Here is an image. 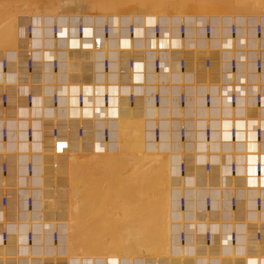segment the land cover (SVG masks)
<instances>
[{"label":"bare ground","instance_id":"1","mask_svg":"<svg viewBox=\"0 0 264 264\" xmlns=\"http://www.w3.org/2000/svg\"><path fill=\"white\" fill-rule=\"evenodd\" d=\"M3 1L7 2V0H3ZM131 1L132 0H126V1L125 0H10L7 2V4L10 5L8 6L4 5V7L3 8L1 7L2 9H0V50L3 51L8 48L12 49L11 47H13L11 51L14 52L15 55L17 54L16 59L17 57H19V55L20 56L24 55L23 61L21 60H19L21 62L14 61L15 69L17 66L23 72L25 69V60L27 54L31 55L35 61V71L33 78L32 75L28 76L27 78L25 74H22V77H24V79H21L20 82H18L17 78H15L17 79V81L15 80L14 82H8V84L11 85L8 86V90L13 91L12 87L16 84L17 85L20 84L21 89H23V96L21 97H23L24 103H25V98H24L25 93L27 91L33 92L34 94L33 104L28 106L33 108L34 105H37L39 107L40 110L38 109V111L40 114L37 122L40 123V121H42L41 126L39 127L42 129V132L44 130L46 132V133L45 132L41 133V131L39 130V132H37L33 140H31L33 135L31 138L25 137L26 138V142H25L24 140L19 139L17 125L19 124V122L26 123L27 120L24 119V116L22 117V119L20 118V120L16 119L15 117H11L9 121L10 123H12V127L10 126L11 128H9L6 142L5 141L2 142V140L0 139V144L2 145L10 144L16 146V143L18 142L16 147H19L20 151L17 150L16 147H14L13 149L16 151L25 152L30 150L36 154L34 157L33 172L29 177L30 179L28 183V185L31 186L32 188V189L29 188L28 192L33 194L34 196L33 205L31 207L26 208L23 201H19V203L17 204L18 211L16 210V215L13 216V220H12L13 224H9L8 226V237L10 232L14 233V236L10 237L8 240V242L10 241V243L12 244L11 245L12 247L10 246V243L7 244L10 247L5 246L4 243L0 245V264L12 263L11 258L12 259L17 258L14 260L12 264H15V262L17 264V261H19V264H27V263L45 264V262H50L49 260L56 261L57 259L63 262L67 261L69 262V264H77L79 262H84L85 260H88L90 264H101L103 260H105L106 258H113L114 260H120L121 264H129V262L131 263L133 262L134 264H158V263L176 264V261H178V259H175L171 255L173 253L171 247L172 238H173L172 234L174 230H176L177 227L180 225V222L182 221L181 219L182 214H184L185 220H188L190 218L188 210L191 208L192 203H190V201H187L185 205V209L183 210V212H180L177 199L179 198V195L183 193L186 195V199H188V197L192 195L198 196L199 199L201 198V196H203L204 192L202 189L198 188L197 190H195V188L199 187L200 184H203L201 182L203 179L202 175L204 173L202 166L203 162L205 159L209 158L212 161L211 163L213 167H215L217 162V156L185 155L184 152L182 151L183 150L188 151L190 149H193V147L187 144L185 147L179 145L177 127L179 124L184 122L187 125L197 123V126H195L194 129L200 128L201 126H203V124L199 120H201V118L206 117L208 115L212 116L213 113L216 112L217 108L215 109L211 108L210 112H208L206 108H204L203 96H202L204 86L196 85L197 82H202V80H197L200 78L199 77L200 74H198L199 75L198 77L194 75L197 79L195 77H194L195 79H193L192 69L194 68L189 69L188 68V66L190 67L189 64L185 68V70L179 69V66L176 63V61H178L176 53L174 52L169 53L171 52V49H169L167 52L160 51L159 54V59L161 61L160 70L162 71L160 72V74L158 75L156 74L154 77V74H152L151 72L154 70L153 58H155L157 54L155 55V53L153 52L152 55L147 53V55L145 56L144 54L143 58L141 59V55L139 54V51H137V48L141 47V44L144 45V47L145 45H147L146 47H149L148 45L149 41H147L146 39H145L146 41L144 40L138 41V36H140L141 34H145L148 31L144 33L145 28L142 23L143 20L138 18L137 17L138 15L136 16L132 12L133 8H131V12L133 14L132 13H127V14L130 15L132 14L135 15L136 17L133 16L132 18L130 17L131 18L130 20L128 19L126 20V18L124 17L125 15H122L121 18L124 17L125 22L128 21V23L126 22L127 24L124 23L126 26H128L129 23L134 24V28H135L134 32L136 37L134 36L133 37L134 41L132 43H129L131 46L128 45V43L123 44V41H121L118 44L120 35L116 34L115 32L116 30L113 29L116 26L114 24H110V22L107 21V20H115L116 18L111 17L109 13H111L112 15L113 14L112 12L114 10L117 11L116 9L118 7H119L118 9L122 11L124 9L122 8L123 5H126L124 7L125 8L127 7V9H129L128 6H130L133 3H134L133 5L135 6L137 5L135 4V1L132 2ZM143 1L144 0L141 1L137 0V2L140 3L139 5L142 6L140 8L143 7L145 8V6H143L145 4L146 5L151 4V3L143 4L142 3ZM145 1L149 2L148 0ZM154 1L156 4L154 3ZM154 1L153 0L151 1L155 4V5L153 3H152L153 5L151 4L153 7L158 5V3L156 2L157 0ZM163 1L167 4H169L171 1L173 4L172 3L170 4L171 6L170 8H173L172 5L173 6L177 5L178 7L181 8L188 7L187 5H189L191 6V8H193L192 7L193 5V6H197L196 9L198 8L199 10L205 9L206 11L202 10L203 13L202 14L200 13L202 16L205 11V13L209 12V14H211L210 16L213 17L212 15L216 10L210 13V10L207 9L212 7L213 9H216L217 6H222L223 4H226V6L229 7L228 11H223L226 12L224 15H226L228 12L229 14L236 15L237 17H241V15L246 17L247 15L250 16L249 14H253L252 16H250L254 18L253 21H255L256 18L257 19L259 18V21L256 20V22L254 23L252 21L251 22L254 24V29H255V24L260 23L261 25L260 34L258 35L253 34L251 38L249 33H248L249 35L246 34V29H247L246 25L249 24L246 22H249L250 19L252 18L248 20V18L246 17V19H244L241 23H239L237 22L238 19L235 20L234 17L233 20H235L239 24L240 32L237 33V36L240 37L245 36L249 38L250 41L251 40L253 42L256 41L262 50V54H264V37H261L264 36V0H166L168 2H166L165 0ZM163 1L159 0L158 2L160 3L162 2L163 4L164 3ZM126 2L127 3L130 2L131 4L129 3L128 5ZM115 4L116 6L117 5L118 6L116 9L114 8V10L112 11L109 7L110 6L115 7ZM139 5L137 6V8L139 7ZM162 6L165 8L164 5H161L160 7L162 8ZM147 7L148 5L146 6V8ZM157 9L159 10V6ZM221 9L222 8H220V10ZM27 10L36 11L37 14L43 13L46 15L48 14L55 15L59 13L63 15L61 18L62 21L37 20L36 22L35 20L38 19L37 18L38 15L37 17L35 16L36 17L35 20L27 19L25 17L26 18L25 26L24 28H21L23 29L24 32L22 31L17 32L16 15L19 14L20 12ZM105 10L106 11L111 10L110 12L109 11L107 12L109 16L104 15L106 14L104 12ZM150 10H152V8ZM140 11L141 10H139V12ZM218 12H222V11H217L216 14ZM33 13L35 14V12ZM96 14L98 15L103 14L102 17L105 16V18H101V19L102 20L106 19V20L104 21L100 20V22L97 23L98 16ZM116 14L117 13L115 12V16ZM218 14L220 15L221 13ZM244 14H246V16ZM182 18H184V16ZM182 18L178 19V22ZM50 19L52 20V18ZM149 19L150 22H153L151 18ZM158 19L164 26V27L162 26L160 32L161 36H166L168 38L170 36L173 37V41L169 42L167 48H172V49L179 48V40H177L179 38L177 36L178 23L176 24L174 23L176 26H173L172 23L174 18L172 19L166 17H158L156 20ZM214 19L216 21V18ZM221 19L224 20L225 18L223 19L221 17ZM212 20L208 21L213 28V31L210 33V36H205V34L202 33L203 32L202 31L201 34H203L204 37H200L199 35L197 38L196 35L195 39H192L188 35L189 32L186 33L187 38L185 39V43H184L186 44V47H190V48L193 47V49H197L198 51V49L200 50L201 48H205V46H207L210 40H216L215 42H218L220 39H223L224 36H223L222 24H225L224 22L225 20L221 21L222 22V24L220 23L221 25H219L218 22V27L216 26L217 25L216 22H215L216 25H213L210 22ZM20 23H22V21ZM28 24L32 25V32L29 34H27ZM106 24L109 25L110 27V32L108 36L104 32V26ZM203 24L201 25V27L200 26L199 27L202 28ZM53 26L56 27L55 31L53 30ZM79 27L81 28V32H79ZM124 27H123V31L125 29ZM190 27H192V24ZM141 28H143V30ZM21 32L24 33V35L19 34ZM247 32H249V30ZM17 33L19 34V36H23L19 38V42L20 41L22 42L20 43L18 42V45H16ZM125 33L126 32H124L123 34L125 35ZM227 36H229V34ZM146 38H148V36H146ZM226 39L228 38L226 37ZM21 43H23L24 46H21L20 45ZM25 44L27 46H25ZM126 45L128 47L130 46L129 47L130 54L129 55L127 54L126 57H122L124 52L122 53L119 50L126 49L127 48ZM119 53H121V55ZM136 54H139V56L137 57ZM129 56L133 57L135 60V64L133 66V70H134L133 72L135 73L134 81L139 82L137 84L135 83L136 86H133L132 81L131 80L129 81L127 76L123 73V71H127L128 66L125 63L129 58ZM52 58H55L57 60L56 67H53V62L51 61ZM105 58L108 59L110 62L109 67L107 68L104 67L103 65V59ZM3 59H5L7 62L6 69L9 65V59L7 57H2L0 59L1 70H2L1 62ZM136 59L138 61H141L139 64L140 67L139 70L137 69L135 70V67L138 65ZM165 69L166 71H164ZM4 70L5 69L3 68L2 71ZM191 71L192 73H190ZM188 74H190L191 76H189ZM10 76H12V74ZM30 78L33 83L31 84L30 87H24L23 85L28 83L30 81ZM262 78H264V73H262ZM119 85L121 87L124 86L128 91L126 94V102H128L127 95L129 92L133 91L135 95H137V91H140V89H145L143 94L141 95L142 93L141 92L140 93L141 96H138L140 100L138 99L135 100V103L138 101L137 105H135V103L134 106L131 104L125 105L124 101L121 99L120 96L121 91L118 90ZM157 89L161 93V100L158 106H154L151 103L152 101L151 96L153 94V90L156 91ZM210 89L214 96L216 89L214 87H211ZM182 91L185 92L186 99L184 102L181 103L179 102L178 95L179 92ZM79 93H81L83 96L82 100H79L78 98ZM103 93H109L110 95L109 104L112 105V108H107L106 106L103 105L101 98V95ZM12 94L16 95V90H14ZM53 94L58 95L57 103H53L51 101ZM16 102L17 99L15 103ZM212 102L216 107L217 97L213 98ZM47 104L49 106H47ZM20 108H24V107H20ZM33 111L34 113L37 112L36 109H33ZM46 111L53 118L48 120L49 118L46 117L47 116ZM14 113L16 114V111ZM36 119L34 118L35 121ZM28 120H30V118H28ZM3 122L4 121L0 119V127L3 124ZM30 124L31 123H29V125H27L26 127L30 126ZM155 126H158V128L160 129L159 135L157 136L154 135ZM53 128H57L58 132H57V136L55 137L56 141L54 140L55 143L51 145L48 143L47 140H48V136H51L49 130L51 132ZM34 130L35 129L33 128V134H34ZM104 130H108L107 139L103 135ZM150 137L153 142L152 145L149 144ZM74 138L80 140V143L79 141L75 142ZM81 141H83V143H81ZM2 148L4 149L5 146ZM3 149H0V151L5 150ZM95 152H97L96 155L94 154ZM90 154H91L90 158L92 157L94 158L93 162H91L89 159L85 160V158H83L85 157V155L90 156ZM137 158L139 161H141V163L137 160ZM102 159H104L103 163L109 162V164L112 165L111 166L112 169L114 170L110 169L111 167H109V164L108 166L106 164L105 165L106 167H103V169L101 168L100 173L98 174L99 176H103V177H99V176L97 177L95 173L93 177L94 176L97 177L95 178V181L97 180L96 181L97 183L95 181H90V179L92 178L90 177L92 176L91 173L93 174L94 171H97L98 173L99 168L98 170H96L97 169L96 165L98 163L97 161ZM129 159H135V161L133 160V162L135 164L136 169L132 166L134 169L133 174L131 173V171H129L130 170L129 164H131L130 163L131 160L129 161ZM181 160H185L189 165V171H186L184 174L179 171V163ZM137 161L140 164L147 161L145 162L147 163L146 165L145 164H142V166L140 165V167H143V165H145L144 166L145 169L146 166L149 167L150 165L152 166V168L157 167L156 169L153 170H157L159 168L160 170L157 171H159L160 173L159 172L157 173V171H155V175L157 174L159 176L151 175V171L153 172V170H151L152 169L151 167L149 168L150 172L148 171V169L147 170H145L144 168L140 169L139 163H137ZM94 162H97L95 163L96 165L93 164L95 165L96 168L92 166L95 169H93L94 170L93 172L90 171L91 173L88 177V174H86L88 173L87 170H92V167L90 166L92 165L91 163ZM86 167H88L89 169L86 170ZM104 168L110 169V171L113 172H110L109 170H105ZM136 170L138 171L137 174H135L136 172L134 173V171ZM143 170H145V172ZM80 171L81 173L83 171H87V172L85 173L83 172V174H81ZM104 171L106 172L105 174H107L108 171L111 173V174L109 173L110 174L109 177L113 176L112 177L113 179L111 178L113 183L114 180L116 179L118 180L117 181L118 183L116 184H119V182L124 183L125 181L127 182L129 180L133 182L132 180L135 179L132 178H136L135 183L138 185H135V187L137 186L136 188H139V190L142 182H144V180L148 178L147 177L148 174L149 176L151 175L152 178L154 177L155 185L156 183L159 184L158 182L159 179L161 178L160 182L161 180L164 181V183L163 182L160 183L161 185H163L161 186L162 190L160 189V187L158 188L161 191H163L162 193H164L165 195L160 193L158 194H160L159 196L161 197V199L165 196L166 199H163L165 201L162 200L161 202V199L158 200L159 197L158 198L156 197L157 199L156 201H155V197L150 198L152 196H156L158 192V190H156L157 192L154 191L155 192V194L153 193L154 195L153 194L152 196L149 195L152 193V192L149 193L150 190H152V188L148 185L150 184L151 186H155L154 184L152 185L151 183L154 180L153 179L151 181L152 179L151 176L149 177V179L151 178L150 179L151 182L148 180L147 182L150 183L149 184L143 183L144 185H142V187L143 186L145 187V185L150 187V189L149 188L147 189L145 187V189L147 190L145 189L144 190L145 193L149 191L148 194H146L147 198L149 197L151 200L154 199L153 205H155L158 202L160 203L159 206H161V203L162 204L164 203L163 204L164 207L163 205L161 206L163 208L159 207L157 203L156 205L158 206V209L160 208L161 210L155 213L157 214L156 217L155 215L152 214V216L154 217L150 220H148L149 218L148 219L144 218V216L141 213H138V215L141 214L140 216L141 217L143 216L142 218L140 216L136 217L135 215L134 218L128 219L131 218L130 211H129L130 214L126 212L128 213V215H130L129 217L124 215L122 216L123 218H120L121 215H119L118 217L117 214L118 212H116L117 208H115V206L119 208V211L121 209H124L126 206L123 208L124 205L119 203L120 205H122L119 207V204H115L114 202L120 200L121 203H124L122 192L120 196L118 195L119 194L118 192L114 191L115 189H112L111 191L107 185L109 189L108 191L113 192L112 194L114 196L111 193H105V194H109V197L110 195H112L113 199L115 197L114 202L112 201L113 199L110 200L113 202L114 205L113 207L116 209L114 214L115 213L117 214L113 216L114 214L112 213L113 212L112 205L110 206L107 205L110 203V201L108 202L109 197L107 198V200L105 199V201H107L106 205L109 206L110 210H108V207L106 205L104 206V204L102 203L105 201H101L100 203L103 204L102 206H104V208L101 205H97L99 203L98 201L103 199L99 197L105 195L104 193L102 195L99 194L100 193L99 191H101L100 190L101 184L98 181V178H100V180L102 179L101 183H103L104 181L103 179L107 177L106 175H104ZM147 171L148 174H146L147 175L146 176L143 173H147ZM128 172L129 174H127ZM101 173L103 175H101ZM134 174L135 176H133ZM19 175L20 172L18 174H15L16 179ZM158 177L160 178L158 179ZM86 179H88L90 182H95L93 184L99 186L96 187L92 185V183L89 184V182H87ZM111 179L109 178V180ZM131 182L130 184H133L132 186L134 187V183ZM108 183L109 182H107V184ZM128 183L129 182H127L126 184L124 183V185L126 186L124 189H126V191H127ZM88 185L89 186L92 185V186L91 188L86 187L88 189L87 193L90 194L91 190L94 189V191L91 193L93 197H91V194L90 195H87V193L84 194L85 190L84 192L82 190L84 189L83 186H88ZM105 185L104 187H106ZM113 186L115 187V183ZM129 186L128 188L131 187ZM94 187L97 189L99 188L98 189L99 191H96L97 189H95ZM117 187H119L118 188L119 190L121 186L118 185ZM135 187L133 189H130V191L133 190L136 192L137 189H135ZM142 187H141L142 191L137 190L139 194L140 192H143ZM155 187L157 188V186ZM106 188L104 189L107 190ZM154 189L155 188L153 187V190ZM160 190L159 192H161ZM95 192L98 193V195L100 196L98 197V195ZM93 193L97 195V197L95 196L96 199L93 200L94 202L92 200L90 201V199L94 198L95 194ZM126 193L129 194L130 192L129 193L128 191L125 192V195H127ZM133 193L134 192H131L132 195L129 194V197L126 196L127 198L130 199H132L131 196L133 197V200L130 199L128 200V201H132V203L129 202V204L131 203L132 206H134L133 204L135 202L140 201V199H138L140 196L142 197V195L144 196L145 194L142 193L138 195L137 193L136 196L137 197L139 196L137 198L135 196L136 193L134 194ZM25 194L21 195L22 200L26 196ZM88 196L89 198L90 197L91 198L90 199L86 198ZM83 197L86 198L85 203ZM97 198H99V200H97ZM120 198L121 199L123 198V200H121ZM86 200L87 201L89 200L90 203L97 202V204L95 203V205H97L95 206L97 207L95 210L99 211L100 214L107 208V212L110 211L108 213L109 215L113 216L114 219L117 216L116 218L119 219L115 220L113 223L112 218L109 217V219H111L112 221V224L111 223H109V225H105V223L102 224L105 226L104 227L105 232L103 230L102 232L100 229H98L100 231H98L97 229H93V227L96 228V226H94V222L97 219L104 220L103 215L106 213V211L101 215L98 214L95 210L92 211L95 208L93 204V207L91 206L92 208L90 209L91 212H89L90 210L88 209L90 207H88V205L90 206V204H88ZM141 200L142 203H146L144 200L147 199L141 198ZM149 202L147 201V204H151L152 201L150 203ZM136 204L134 207L137 208L138 207L137 205L139 204L137 205ZM141 204L139 207L143 209L144 207L142 208V206L144 205L141 206ZM147 204H145V206H147ZM99 206H101L102 210L103 209L104 210L100 212L101 208H99ZM132 206L130 205V207ZM148 207L146 210H144L145 212L149 208L151 209V207L152 210L153 208L155 209L156 206L153 207L151 205V207L149 208ZM136 208H133V210L135 209L133 213L138 212L140 209V208L138 209ZM82 209L85 210L81 211ZM86 210L88 211V213H93V214L96 213V215L98 214L99 217L102 216L103 218L102 217L99 218L97 215L98 218L96 219V215L94 216L92 215L89 221H87L88 219L83 220L81 219V216L83 215L81 214L79 215L78 211L79 213L80 212L83 213L84 211L87 213ZM123 211L122 214L125 213L126 208ZM154 211L156 212V210ZM154 211L152 212L154 213ZM150 212H148L149 214L147 212L146 213L151 218L152 216ZM86 213L85 215H88ZM146 213L145 216H147ZM77 214L79 215V217ZM85 215L83 216L84 219L86 218ZM107 215L106 218L108 219ZM87 218H89V216H87ZM91 219L94 220L96 219V220L94 221ZM45 222L47 226L50 225L58 230L59 237L57 241L52 242L49 239L48 235L45 236L44 238H37L34 239L35 241L33 243V246H31L32 247L31 249L22 244L23 249H21V251L19 252L20 254V255L18 254L19 256L17 257H15L14 255L12 257L9 256V254H11V252L15 250V243L18 241V239H22V234L24 233L25 228H29L30 224H32V226L35 229H40L43 227V224L45 225ZM90 222H93L91 223L93 224V226H91ZM96 222H99V220ZM100 223H102V221H100L99 224ZM102 225H100V227ZM83 227H85V230L87 231L89 230L88 231L89 233L88 232L86 233ZM91 227L93 229L92 231H95L94 233H92V231L90 233ZM8 250H12V251H8Z\"/></svg>","mask_w":264,"mask_h":264},{"label":"built area","instance_id":"2","mask_svg":"<svg viewBox=\"0 0 264 264\" xmlns=\"http://www.w3.org/2000/svg\"><path fill=\"white\" fill-rule=\"evenodd\" d=\"M153 20L148 38L146 33L138 36V41H149V47L141 44V47L137 48L141 59L147 53L157 54V56L153 54L154 70L151 73L154 77L160 74L162 71L160 51L167 52L171 49L169 53H176L179 69L185 70L191 63L190 66L195 69L196 74L200 73L202 82H197L196 85L204 86L202 87L204 108L208 112L211 108H217L212 116L208 115L199 120L203 124L200 128L194 129L197 123L187 125L184 122L177 127L179 145L185 147L187 144L193 147L188 151L183 150L185 155L217 156V162L215 167L209 158L203 162L204 173L201 181L203 184L195 188V190L200 188L204 192L200 199L194 195L186 199L184 193L177 197L180 212L185 209L187 201H190L192 206L188 210L190 218L185 220L182 214V221L172 234L171 255L178 259L176 264H264V79H262L264 54L256 41H250L245 36H237L240 31L239 24L235 20L230 21L226 27L230 34L228 39L218 38L220 40L215 43L209 41L205 48L198 51L184 44L186 33L193 23L191 17L182 18L178 22L179 48L176 49L167 48L173 37L161 36L163 25L159 19ZM53 30H56L55 26ZM134 30L133 23L125 27L124 42L134 41ZM212 31V25L205 21L203 24L205 36H210ZM260 31V23L255 24V34H260ZM31 32L32 25L28 24L27 34ZM79 32H81L80 27ZM104 32L108 36L109 25L104 26ZM119 32L118 29V35ZM119 51L130 54L129 47ZM199 52L202 54L199 55ZM51 61L53 67H56L57 60L52 58ZM136 61L141 62L137 59ZM109 64L108 59H103L104 67H109ZM125 64L128 68L123 73L129 81H132V85L136 86L135 83L139 82L134 81V58L129 56ZM6 65L7 62L3 59L2 70L3 68L6 70ZM34 71L35 61L27 54L24 72L16 66V69L14 68L10 73L11 77L18 78L20 82L22 74L27 78L32 75L33 78ZM6 80L5 85L0 88V119L4 121L0 127L2 142H6L9 128L12 127L9 121L12 116H7L9 101L11 98L16 101L17 97L12 93L21 86L16 84L12 87L13 91H9L8 86L11 85ZM32 83L30 78V81L23 86L30 87ZM211 87L216 89L214 96ZM33 96L32 91L25 93L27 106L33 104ZM82 97L79 93V100H82ZM215 97H217L216 107L212 102ZM101 98L104 106L112 108L109 104V93H103ZM127 98L129 104L133 105L137 95L132 91L128 93ZM178 98L179 102H184L185 92H179ZM57 99L58 95L53 94L51 101L57 103ZM151 100L154 106L160 104L161 93L158 89L153 90ZM24 131V137H32L31 125ZM57 132V128H53L50 132L51 137L55 138ZM159 132L160 129L155 126L154 135H159ZM103 135L107 139L108 130H104ZM13 148L14 146L9 145L4 151H0L1 242L8 241V226L13 224V216L16 215L19 201H23L28 208L33 205L34 200L33 194L28 192L29 188L32 189L28 183L36 154L30 150L19 152ZM179 171L183 174L189 171V165L185 160L180 161ZM19 172L20 175L16 179L15 174ZM22 194L26 195L23 200ZM47 235L52 242H55L58 240L59 232L55 227L47 226L46 222L40 229H35L30 224L29 228H25L22 239L17 244H23L31 249L34 239L44 238ZM49 261L48 264H66L59 259ZM101 264H121V261L106 258ZM129 264L134 263L129 262Z\"/></svg>","mask_w":264,"mask_h":264},{"label":"rangeland","instance_id":"3","mask_svg":"<svg viewBox=\"0 0 264 264\" xmlns=\"http://www.w3.org/2000/svg\"><path fill=\"white\" fill-rule=\"evenodd\" d=\"M1 1H2V2H1ZM8 1H10V0H7V2H8ZM125 1H126V0H125ZM132 1H135V4H137V5L135 6V5H133L134 3L131 4V3L129 2V3L131 4L130 6H128V8L130 9V11H129V9H127V7H126V8L124 7V6H126V5H123L122 8H124V9H123V10L121 9L122 11H120V9H118L119 7L117 8L118 5L116 6V4H115V7L110 6L109 8H110L112 11L114 10V8H115V9L117 8V9H116L117 11H115V10H114V11L117 13L116 16L118 15V16L116 17V16H115V12L113 11V12H112V13H113V14H112L113 16L111 15V13H109L110 16L113 17V18H116V19L118 18V19H117V20H116V19H115V20H107L108 22H110V24H114V25L116 26L115 28L112 27L113 29L116 30V31H115L116 34H118V29H119V31H120V32H119V33H120L119 35H120V37H122V38H121V41H123V44H124V43H126V44L128 43V45H130L129 42H127V41L124 42V40H123V35H124L123 33L125 32V29H124V31H123V27H124L125 24L128 23V21H126L127 23L125 22L124 17L126 18V20H127V19L130 20L133 16H135V15L137 16V15H138L137 17L140 18L141 20H143L142 23H143V25H144V28L146 29V31H145V29H144V33L147 32V31L149 32V31L151 30V26H152L153 22H150V19H149V18H151L152 21H154L153 19H157L158 17H166V18H172V19L174 18L172 24H173V26H176L175 24L178 23V19L182 18L183 16H184V18H190V17H191L193 23H192V27H191L190 29H192V30H189L188 35H189L190 38L195 39L196 35H197V38H198L199 35H200V37H204L203 34H201V32L203 31V27H202V28H200V27H201V25L203 24L204 20L206 21V19H207V21L213 19V20H212L213 22H212V21H210V22H211L213 25H216V23H217V25H216L217 27H218V22H219V25H221V24H222L221 21H224V20H225V21H224L225 24H222V26H223V36H224V37L226 36L227 38H229V37H230V34L228 33L226 27H228L230 20H233V18L235 17V20L238 19L237 22L241 23L244 19H246V17H247L248 20H249L250 18H252V17H250V16L253 15V14L246 13V14H249L250 16H248V15L246 16V14H244L246 17H244V16H242V15H241V17H237L236 15L229 14V12H228L226 15H224L226 12H223V11H228V10H229V7H227L226 4H223V5H225V6H223V5H222V6H217L216 9H213V7L207 9V10H210V13H212V11H215V10H216V11L214 12V14L212 15L213 17H211V16H210L211 14H209L208 11H207L208 13H205V11H206L205 9H202V10H205V11H204V14H207V15H204V14H203V16H202L201 14L203 13V11H202L201 9L199 10V8L196 9L197 6H193V5H192L193 8H191V6H189V5H187L188 7H185V8L178 7L177 5H175V6H177V7H175V6L172 5L173 8H170V7H171L170 4L172 3L171 1H170L169 4H167V3H165V2L162 0V1L164 2V3L162 4V2L160 3V2H158L159 0H157L156 2L158 3V5H156L155 7H153L152 5L155 3L154 0H153L154 3L151 2L152 0H148L149 2H146V1L144 0V1L142 2L143 4H144V3H151V4L153 3L152 5H151V4H150V5L147 4L148 7H151V8H152V10H150L151 8H148V7H147L148 9L146 8V6H147L146 4L143 5V6H145L146 9H145L144 7H143V8H140V7H142V6L139 5L140 3L137 2V0H132ZM132 1H131V2H132ZM140 1H141V0H140ZM160 1H161V0H160ZM165 1H166V0H165ZM7 2H6V1H3V0H0V9H2V8L4 7V5H7V6L10 5V4H7ZM166 2H168V1H166ZM126 3H127V2H126ZM129 3H127V4L129 5ZM155 4H156V3H155ZM155 4H154V5H155ZM159 4L164 5V6L167 4V5L165 6L166 9H165L163 6H162V8H161V7H160L161 5H159ZM172 4H173V3H172ZM138 5H139V7H138L139 9L137 8ZM158 6H159V10L157 9ZM1 7H2V8H1ZM174 7H175V8H174ZM189 7H190L191 9H190ZM194 7H195V8H194ZM219 7L222 8V9L220 10ZM224 7H226V8H224ZM112 8H113V9H112ZM120 8H121V7H120ZM131 8L134 9V11H133V9H132V12H133L135 15H132L133 13L131 12ZM153 8H154V9H153ZM223 8H224V9H223ZM125 9H127V10H125ZM135 9H136V10H135ZM160 9H161V10H160ZM162 9H163V11H165V12H163ZM164 9H165V10H164ZM170 9H171V10H170ZM211 9H212V10H211ZM111 10H110V11H111ZM124 10H125V11H124ZM137 10H138V11H137ZM139 10H141V11L139 12ZM143 10H144V11H143ZM145 10H147L148 13H147V11H145ZM194 10H195V11H194ZM30 11H31V12H30ZM108 11H109V10H108ZM108 11L105 10L104 12H105L106 14H104V13H103V14L109 16V14L107 13ZM110 11H109V12H110ZM118 11H119V12H118ZM127 11H128V12H127ZM142 11H143V12H142ZM217 11H222V12H218V13H221L220 15H222V14H223V15L220 16L218 13H217V14H218V15H217V14H216ZM33 12H35V14H34ZM121 12H123V13H121ZM124 12H125V14H124ZM141 12H142V13H141ZM26 13H27V14H26ZM32 13H33V14H32ZM60 13H61V12H60ZM127 13H132V14L130 15V14H127ZM139 13H140V15H139ZM153 13H154V14H153ZM182 13H183V15H182ZM191 13H192L193 15H192ZM200 13H201V14H200ZM98 14H99V12H98ZM98 14H96V15L98 16L97 23L100 22V20H101V21L106 20V19H104V20L101 19V18H105V16L102 17L103 14H100V15H98ZM150 14H151V15H150ZM195 14H196V15H195ZM208 14H209V15H208ZM228 14H229V15H228ZM23 15H24V16H23ZM29 15H30L31 17H30ZM37 15H38V17H37ZM45 15H46V14H43V13H40V14L38 13V14H37L36 11H32V10H27V11L20 12L19 14L16 15V16H17V17H16V19H17V20H16V22H17V32H18V31H22V32H24L23 29H21V28H24V26H25V22H26V18H27V19L35 20L36 17H37L38 19L35 20L36 22H37V20H38V21H62V19H61L62 16H63L62 14H59V13H58V14H55V15H49V14H48L49 17H48V15H46V16H45ZM59 15H60V16H59ZM122 15H125V16H124L123 18H121ZM129 15H130V16H129ZM147 15H148V16H147ZM170 15H171V17H170ZM186 15H188V16H186ZM214 15H216V16H214ZM35 16H36V17H35ZM39 16H40V17H39ZM57 16H58V17H57ZM99 16H100V17H99ZM136 16H135V17H136ZM195 16H196V17H195ZM224 16H225V17H224ZM228 16H229V17H228ZM232 16H233V17H232ZM254 16H255V15H254ZM25 17H26V18H25ZM29 17H30V18H29ZM33 17H34V18H33ZM47 17H48V18H47ZM55 17H56V18H55ZM111 17H110V18H111ZM130 17H131V18H130ZM146 17H147V19H146ZM176 17H177V19H176ZM192 17H193V18H192ZM202 17H203V18H202ZM221 17H222L223 19H224V18H225V19L222 20ZM20 18H21L22 20H21ZM41 18H42V19H41ZM50 18H52V20H51ZM96 18H97V17H96ZM119 18H120V21H119ZM208 18H211V19H208ZM214 18H216V21H215ZM218 18H219V19H218ZM229 18H230V19H229ZM239 18H240V19H239ZM255 18H256V17H255ZM18 19H19V20H18ZM43 19H44V20H43ZM45 19H46V20H45ZM55 19H56V20H55ZM253 19H254V18L250 19L249 22H246V23H249V24L246 25V26H247L246 34H247V35L250 34V38L253 36V34H255V29H254V24H253V23L256 22V20L259 21V18H258V19L256 18L255 21H253ZM98 20H99V21H98ZM218 20H219V21H218ZM248 20H246V21H248ZM18 21H19V22H18ZM21 21H22L23 24L20 23ZM35 21H34V22H35ZM121 21H122V23H121ZM145 21H146V22H145ZM198 21H199V22H198ZM202 21H203V22H202ZM228 21H229V22H228ZM251 21H252L253 23H252ZM117 22H118V23H117ZM119 22H120V23H119ZM148 22L150 23L151 26L149 25ZM215 22H216V23H215ZM224 22H223V23H224ZM244 22H245V21H244ZM124 23H125V24H124ZM174 23H175V24H174ZM220 23H221V24H220ZM118 24H119V25H118ZM196 24H197V25H196ZM251 25H252V26H251ZM18 26H19V28H18ZM111 26H113V25H111ZM190 26H191V25H190ZM196 26H197V27H196ZM199 26H200V27H199ZM248 26H249V27H248ZM121 27H122V28H121ZM125 27H126V25H125ZM125 27H124V28H125ZM193 28H194V29H193ZM18 29H19V30H18ZM20 29H21V30H20ZM200 30H201V31H200ZM224 30H225L226 32H225ZM248 30H249V32H247ZM199 31H200V32H199ZM250 31H251V32H250ZM252 31H253V32H252ZM22 32L19 33V34L24 35V33H22ZM148 32H147L146 34L149 35ZM174 32H175V31H174ZM97 33H99V32H97ZM111 33H112V32H111ZM202 33H204V32H202ZM248 33H249V34H248ZM17 34H18V33H17ZM17 34H16V45H18L19 38L23 37V36H19V34H18V35H17ZM112 34H113V33H112ZM173 34H174V33H173ZM228 34H229V36H227ZM148 35H147V36H148ZM174 35H175V34H174ZM174 35H173V36H174ZM18 36H19V37H18ZM192 36H193V37H192ZM73 37H74V36H73ZM224 37H223V39H224ZM226 37H225V39H226ZM248 37H249V36H248ZM261 37H264V36H261ZM20 40H22V39H20ZM210 41L213 42V43H215L216 40H210ZM20 42H22V41H20ZM20 42H19V43H20ZM20 45H21V46H24L23 43H21ZM20 45H19V46H20ZM25 46H27V45L25 44ZM126 46H127V45H126ZM130 46H131V45H130ZM130 46H129V47H130ZM11 48L13 49V47H11ZM127 48H128V46H127ZM12 49H10V48L5 49V50H3L4 52L0 50V59H1L2 57H7V58L9 59V65H8V67H7V69H6L7 71H6V70L2 71L1 68H0V72L2 71V72L0 73V85H1V86L5 85L4 83H5V79H6V77H7V80H6L7 83H8V82H14L15 80L17 81L18 78L15 79L14 77H11V76H10V75H11L10 72L13 71V69L15 68L14 66H15V62H16V61H17V62H21V61H23V59H24V55H22V56L19 55V57H17V59H16L17 54L15 55L14 52L11 51ZM129 49H130V48H129ZM9 50H10V51H9ZM198 54L200 55V54H202V52H199ZM14 55H15V57H14ZM126 55H127V54H124V53H123V56H122V57H126ZM136 56L138 57L139 54H136ZM19 60H21V61H19ZM14 61H15V62H14ZM137 64H138V65L135 67V70H136V69H137V70L140 69V67H139L140 62H138ZM189 65H192V64H189ZM188 68H189V69H190V68L192 69L193 67H191V66L189 67V66H188ZM192 71H193V74H192V75H193V79H195L196 77L199 76L198 74H200V73H197V75H196L195 69H192ZM192 71H191L190 73H192ZM8 72H9V73H8ZM194 72H195V73H194ZM262 73H264V71H262ZM188 75L191 76L190 74H188ZM194 75H195L196 77H195ZM1 77H3V80H1ZM20 77H22V76H20ZM187 77H188V76H187ZM194 77H195V78H194ZM199 77H200L199 79H197V78H196V79H197V80H202V79H201L202 77H201V76H199ZM188 78H189V77H188ZM21 79H24V77H22ZM262 79H264V78H262ZM125 85H126V84H125ZM1 86H0V88H1ZM118 90L121 91V95H120V96H121V99L124 101L125 105H127V104L129 105V103L126 102V94H127V92H128V91L126 90V88H125L124 86L121 87V86L119 85V89H118ZM144 90H145V89H140V91H137V99H138V100H140V99L138 98V96H141V95L143 94ZM141 92H142V93H141ZM138 93H139V95H138ZM140 93H141V95H140ZM19 95H20V96H19ZM36 95H37V92H36ZM17 96H18V98H16V99H17V102H16V103H15V101H13L12 98L10 99L9 104H8V107H7V109H8L7 116H8V114H9V116L15 117V118L18 119V120H20V118L22 119V117L24 116V119L27 120L26 123H24V122H19V121H18L19 124L17 125V127H18V128H17V131H18L19 139H22V140H24V141L26 142V138L24 137V132H25L24 130H25V127H26L27 125H29V123H31L30 125L33 126V128L35 129V130H34L33 137L31 138V140L34 139L35 135L37 134V132H39V130L41 131V133L45 132V130L42 132V129L39 127V126H41L42 121H40V123L37 122V120L39 119V114H40L39 111H38L39 107H38L37 105H34V107L31 108L30 106H27V104L24 103L23 97H21V96H23V89H21V87L19 88V90H18V89L16 90V97H17ZM140 98H141V97H140ZM22 101H23V102H22ZM137 102H138V101H137ZM137 102L135 103V105H137ZM16 104H17V105H16ZM36 104H37V103H36ZM13 105H14V106H13ZM15 105H16V106H15ZM22 105H25V106H22ZM131 105H132V104H131ZM47 106H49V105L47 104ZM133 106H134V104H133ZM16 107H17V108H16ZM20 107H24V108H20ZM15 108H16V109H15ZM26 108H27V109H26ZM33 109H36L37 112L34 113ZM39 110H40V109H39ZM45 110H46V109H45ZM2 111H3V109H2ZM15 111H16V114L14 113ZM30 111H31V112H30ZM21 112H22V113H21ZM21 114H22V115H21ZM46 114H47L46 117L49 118L48 120H50L51 118H53L51 115H49V114L47 113V111H46ZM28 118H30V120H28ZM32 118H33V120H32ZM34 118H35V119L37 118L36 121L34 120ZM48 120H47V121H48ZM28 122H29V123H28ZM43 122H45V121H43ZM27 123H28V124H27ZM148 128H149V126H148ZM45 133H46V132H45ZM49 133H50V130H49ZM45 136H46V135H45ZM31 140H30V142H31ZM50 140H53V141H50ZM54 140H55V138H52L51 136H48V140H47V141H48L49 144L52 145L53 143H55L56 140H55V141H54ZM150 140H151V137H150V139H149V142H150L149 144L152 145L153 142H152V140H151V141H150ZM47 141H46V142H47ZM74 141H75V142L79 141V143H80V140H77V139H75V138H74ZM81 143H83V141H81ZM17 144H18V142L16 143V146H17ZM3 145H4V144H3ZM3 145L0 144V149H3L2 147H4V146H5L4 149H6V146L8 147L10 144H9V145H4V146H3ZM11 146H13V145H11ZM16 146H14V147H16ZM16 148H17V150L20 151L19 147H16ZM4 149H3V150H4ZM63 151H64V150H63ZM96 153H97V152H95L94 154L96 155ZM37 157H38V154H37ZM90 157H91V154H90V156H89V155H85V157H83V158H85V160H88V159H89L91 162H93V161H94V158H93V157L90 158ZM130 158H131V157H130ZM130 160H131V162H130L131 164H129V167H130V170H129V171H131V173L133 174V170H134L133 167L136 169L135 164H134V162H133V160L135 161V159H129V161H130ZM137 160H138V158H137ZM144 160H145V159H144ZM95 161H97V160H95ZM103 161H104V159L97 161V162L100 163V164H98L97 162L91 163L92 165H91L90 167H92V166L95 167V165H96L95 163H97V165H96L97 169H96V170H98V168H99L98 173H97V171H94V170H93V169H95L96 167H95V168L92 167V170H87V169H89V168L86 167V170L88 171V173H86V174H88V177H89V175H90V173H91L90 171H92V172L94 171L93 174L91 173L92 176H90V177H92V178H91L92 180H91L90 178H88V177H86V178L90 179V181H95V178H97V177L99 176L98 174L100 173L101 168L103 169V167H106V166H105L106 164H107V166H108V164H109V162H108V163H103ZM123 161H124V160H123ZM138 161H139V160H138ZM138 161H137V163H139V162L141 163V161H139V162H138ZM142 161H143V160H142ZM127 162H128V161H127ZM145 162H147V161H145ZM145 162H143L142 164H145V165H146L147 163H145ZM101 163H103L104 165L101 164ZM140 163H139V167H140V165L142 166V164H140ZM93 164H95V165H93ZM111 164H112V163H111ZM101 165H103V166H101ZM114 165H115V164H114ZM130 165H131V166H130ZM145 165H143V167H140V169H142V168L145 169V167H144ZM111 166H112V165L109 164V167H111ZM132 166H133V167H132ZM150 167L152 168L151 165H150L149 167L146 166V169H145V170L148 169V171L150 172V169H149ZM153 167H154V166H153ZM131 168H132V170H131ZM156 168H157V167H156ZM156 168H152L151 170L156 169ZM90 169H91V168H90ZM104 169H105V168H104ZM110 169H112V167H111ZM110 169H107V168H106L105 170H109V171H110ZM127 169H128V168H127ZM138 169H139V168H138ZM81 170H82V169H81ZM83 170H85V169H83ZM112 170H114V169H112ZM145 170H143V171L145 172ZM157 170H160V169L158 168ZM157 170H153V172L151 171V175H152V176H159V175H157V174L155 175V171H157ZM87 171H83V172L85 173V172H87ZM109 171H108L107 174H105L106 172L104 171V175H106L107 177H106V176H105L106 178L104 177L105 179H103V180H104L103 183H101V182H102V181H101L102 179L100 180V178H98V181H99L100 184H101V188H100L101 191L98 190L99 188H98V189L95 188V187H94V188L97 189L96 191H99V192H100L99 194H101V195H102L103 193H104V194H105V193H111V194H112V193H113V192H111L112 189H115L114 191H115V192H118V193H119L118 195H120V196H121V192H122V197L124 198V200H123V198H122V199L120 198V199L123 200L124 203H121L120 200L114 202L115 197H114V199L112 198V197L114 196L113 194H112L113 196L110 195V197H109V194H105V195H103V196L101 197L100 195H98V193L95 192V193L98 195V197L100 196L99 198H103L102 200H99V198H97V200H99V201H98V202H99L98 204H97V202H95L97 205H101V206H102V205L104 204V206H105V205L107 204V203H106L107 201H105V199L107 200V198L109 197V198H108V202H109L110 200L113 199L112 201H113L115 204H119V203H120V204L124 205L123 208L126 206V207H125V208H126L125 213L128 212V213L130 214V212H131V218H128V217L130 216V215H128V213H126V214H125V213L122 214V211H123L125 208H124V209H121V210H120L121 212H120V211H119V208L115 206V208H117V211H116V209L113 207V206H114V205H113V202L110 201V203L107 204V205H109V206L112 205V208H113V210H112L113 212H112V213L114 214L115 211L118 212V213H117V214H118V217H119V215H121L120 218H123L122 216L125 215V216H128V217H127L128 219H132V218L135 217V215H136V217H139L141 214L144 216V218H146V219L149 218L148 220H150V219H152V218L154 217V216H152V214L155 215V217H156L157 214H155V213H157L159 210H161L160 208L158 209V206H159L160 203L157 202V203H158V204H157V203L155 202L158 206H157L156 204L153 205V204H154V203H153V200H154V199L151 200L150 198H154V197H155V201H156V200H157L156 197H157V198L159 197V198H158V200H159V199H161V197H160L159 195H160V194H164V193H162L163 191H161V190H162V187H161V186H163V185L160 184L161 182L164 183V181L161 180V182H160V179H161L160 177H158V179L160 178V179H159V182L156 181V182H158V183L160 184V186H159V184H157L156 182H155L156 185L154 184L155 179H154V177L152 178L151 175H150L151 178H152V179L150 178L151 181H152L153 179H154V180H153V182L150 181V179H149L150 176H149V174H148V171H147V173H143V172H141V173H143V174H145V175L148 174V176L146 175L148 178H146V180H144V182H142V184H141V186H140V190H141L142 185H144L143 183L149 184V183L151 182L152 185L154 184L155 186H157V188H156L155 186H151V185L149 184L148 186H150V187L152 188V190H153V187L155 188L153 191H152V190H150V192L148 191L149 193L152 192V193L149 194V195L152 196L153 193L155 194L154 191H156V190H158V192L156 191L157 194L160 193V194H158V195L156 194V196H152V197H150V198H149V197L147 198V196H146V194H148V192L145 193V190H147L148 188L150 189V187H148L147 185H145V187L147 188V189H145V187L143 186V187H142L143 192H140V194H142V193H145V194H144V196L142 195V197H141V196H140V197L138 196V197H139V198H138L136 195H137V193H138L137 190H139V188H136L137 186L135 187V185H138V184L135 183V182H136V181H135L136 178H132V179H135V180H132L133 182H131L130 180L127 181V182H129V183H128V186L130 185V186L132 187V188H131V187L129 186L130 188H128V186H127V191H128V193L130 192L129 194L132 195L131 192H134V193H136L135 196H136L138 199H140V201H137V202H135V203L133 204L134 206H135L136 203L139 204V205L136 204V205L138 206V207L136 208V207L132 206V204H131L132 201H128L130 198H127L126 196L129 197V194L126 193L127 195H125V192H127V191H126V189H124V188L126 187V186L124 185V183L126 184L127 182H126V181H125L124 183H123V182H119V184H116V183H118V182H117L118 180L116 179V180H114V183H115V187H114V186H113L114 183H113V181H112V179H113L112 177H113V176L109 177L110 174H111L110 172H113V171H110V172H109ZM139 171H141V170H139ZM83 172L81 173V171H80L81 174H83ZM135 172H136V173H135ZM158 172H159V171H157V173H158ZM95 173H96L97 177H95V176L93 177V175H95ZM109 173H110V174H109ZM134 173L137 174L138 171L136 170V171H134ZM159 173H160V172H159ZM127 174H129V172H128ZM132 174H131V175H132ZM135 174H134L133 176H135ZM139 174H140V173H139ZM101 175H103V174L101 173ZM79 176H80V175H79ZM79 176H78V177H79ZM85 176H87V175H85ZM78 177H77V178H78ZM99 177H103V176H99ZM77 178H76V179H77ZM109 178H110V179L112 178V179L109 180ZM88 179H86L87 182H89V184L92 183V185H94L93 183H95V182L97 181V180H96L95 182H90ZM93 179H94V180H93ZM114 179H115V177H114ZM105 180H106L107 182H109V183L107 184V182H106ZM108 180H109V181H108ZM148 180H149L150 182H147ZM111 181H112V182H111ZM99 182H98V183H99ZM105 182H106V183H105ZM130 182H131V183H134V187H135V189H137L136 192L133 191V190L130 191V189H133V188H134V187L132 186L133 184H130ZM96 183H97V182H96ZM120 183H121L122 185H121ZM102 184H103V186H102ZM105 184H106V185H105ZM92 185H90V186H89V185H88V186H83L84 189H82V190H83V192H84V190H85L84 194H86V193H87V190H88L86 187H88V188L90 187V188H91ZM104 185H105L106 187H107V185H108V187L110 188L111 191L109 192V191H108V190H109L108 187L106 188V187H104ZM116 185H117V186H118V185L121 186L119 190H118L119 187H117ZM139 185H140V184H139ZM94 186H96V184H95ZM98 186H99V185H98ZM98 186H96V187H98ZM102 187H103V190H102ZM116 187H117V189H116ZM158 187H160L161 190H160ZM81 188H82V186H81ZM81 188H80V189H81ZM104 188H106L107 190H105ZM122 189H123V190H122ZM135 189H134V190H135ZM144 189H145V190H144ZM104 190H105L106 192H105ZM140 190H139V191H140ZM159 190H160L161 192H159ZM69 191H70V190H69ZM93 191H94V189L91 190L90 194H91ZM102 191H103V192H102ZM119 191H120V192H119ZM141 191H142V190H141ZM83 192H82V193H83ZM101 192H102V193H101ZM95 193H93V194H95ZM134 193H133V194H134ZM84 194H83V196H84ZM90 194L87 193V195H90ZM96 194L94 195V198H93V199H90L91 197H93L92 194H91V197H90V198H89V196L86 197V198H89L90 201H91V200L93 201L94 199H96L95 196L97 197ZM115 194H116V193H115ZM140 194L138 193V195H140ZM154 194H153V195H154ZM87 195H85V196H87ZM106 195H108V196H106ZM149 195H148V196H149ZM164 195H165V194H164ZM164 195H161V196H164ZM104 196H105V197H104ZM135 196H134V197H135ZM145 196H146V197H145ZM164 197H165V196H164ZM164 197L161 199V202H162L163 199H166V197H165V198H164ZM83 198H84V197H83ZM86 198H84V203H85V199H86ZM131 198H132V199H130V200H133V197H132V196H131ZM137 198H136V199H137ZM141 198H142V199H145V198H146L147 200H144L146 203H142ZM136 199H134V200H136ZM148 199H149V200H148ZM125 200H126V203H125ZM150 200H151L152 202H151ZM86 201H87V200H86ZM95 201H96V200H95ZM101 201H105V202H102L103 204H100ZM144 201H143V202H144ZM147 201H148V202L150 201L151 204H147ZM163 201H165V200H163ZM87 202H88V204H90V206L88 205V207H90L89 209L86 207L88 210H90V209L93 207V204H94V207L97 206V205H95V203H93L94 201H93L92 203H90L89 200H88ZM111 202H112V203H111ZM117 202H118V203H117ZM129 202H131V203L129 204ZM150 202H149V203H150ZM141 203H142V204H141ZM120 204H119V207L122 206V205H120ZM125 204H126V205H125ZM127 204H128L129 207L127 206ZM140 204H141V206L144 205V206H142V208L144 207L143 209H141V207H139ZM145 204H147V206H145ZM163 204H164V203H163ZM163 204L161 203V206H162ZM107 205H106V206H107ZM130 205H131L132 207H130ZM148 205H149V207H151V205H152L153 207H154V206H156V207H155V209L153 208V210H152V207H151V209H150V208L148 207ZM91 206H92V207H91ZM101 206H99V208H101ZM104 206H102V207L104 208ZM109 206H107V207H108V210H110V209H109ZM161 206H159V207H161ZM147 207L149 208L148 210H150V211H151V210H152V211L156 210V212L154 211V213H153L152 211H151V212L148 211V210L146 211L147 213L150 212V214H151V216H152L151 218H150L149 215H148L149 213L147 214V213L144 211V210L147 209ZM163 207H164V205H163ZM163 207H161V208H163ZM96 208H97V207H95L92 211H94ZM99 208H98V209H99ZM110 208H111V207H110ZM127 208H128V209H127ZM129 208H130V210H129ZM133 208H136V209L140 208L141 210L139 209L140 212L138 211V212L133 213L134 210H135V209L133 210ZM156 208H157L158 210H157ZM131 209H132V211H131ZM83 210H85V209H82L81 211H83ZM99 210H100V209H99ZM103 210H104V209H103ZM103 210H102V208H101L100 212L103 211ZM79 211H80V210H79ZM79 211H78V214H79V215L81 214V215L84 216L85 213H86L85 211H84L85 213H84V212H83V213H82V212L79 213ZM86 211H87V210H86ZM95 211H96L98 214H100L99 211H97V210H95ZM105 211H106V213H105ZM129 211H130V212H129ZM143 211H144V212H143ZM89 212H91V210H90ZM109 212H110V211H109ZM109 212H107V208H106L103 212H101V214L105 213V214L107 215ZM119 212H120V214H119ZM123 212H124V211H123ZM76 213H77V212H76ZM136 213H137V214H136ZM138 213H141V214L138 215ZM145 213L147 214V216H145ZM0 214H1V208H0ZM78 214H77V215H78ZM86 214H88V215H85L86 218L84 219L83 216H81V219H83V220H87V219H88L87 221H89V219L92 217V215H93V216L96 215V213H95V214H93V213H88V211H87ZM90 214H91V215H90ZM98 214H97V215H98ZM101 214H100V215H101ZM105 214L103 215L104 220H102V219H97V218L99 217V215H98V217H97V215H96V219H97V220H96V219H95V220H96V221L99 220V222L102 221V223H100V224H99V222H96L94 219H91V220H94V221L96 222V224H95V222H94V226H96V228L93 227V229H97V230L100 229L101 231L103 230V231L105 232V230H104V227H105V226L102 225V224L105 223V225H109V223L112 224V221H113V223H114L115 220L119 219V218H116L117 216L115 217V219L113 218V216H115L116 213H115L114 215L112 214L113 216H111V215L108 214V215H107L108 219L106 218V215H105ZM110 214H111V213H110ZM117 214H116V215H117ZM79 215H78V217H79ZM87 216H89V218H87ZM143 216H142V217H143ZM101 217H102V216H100L99 218H101ZM103 217H102V218H103ZM109 217L112 218V221H111V219H109ZM140 217H141V216H140ZM142 217H141V218H142ZM94 218H95V217H94ZM144 218H143V220H144ZM77 219H78V218H77ZM110 221H111V222H110ZM91 223H93V222H90V224H91ZM97 224H99V225H97ZM88 225H89V224H88ZM100 225H102L101 227H103V228H101ZM85 226H86V224H85ZM91 226H93V224H91ZM97 226H99V227H97ZM83 228H84V230H85V227H83ZM88 228H89V226H88ZM88 228H87V229H88ZM90 229H91V230H90V233H91V231H92L93 229H92V227H91ZM100 230H98V231H100ZM85 231H86V233H87L89 230H88V231L85 230ZM103 231H102V232H103ZM94 232H95V231H92V233H94ZM88 233H89V232H88ZM11 235H12V236H11ZM13 236H14V233H11V232H10L9 237H8V240H9L10 237H13ZM106 236H107V235H106ZM19 240H21V239H18V241L15 243V250L13 249L14 251H12V250H8V251H12L11 254H9L10 257H12L13 255H14L15 257H17V256L20 255L19 252L21 251V249H23V247H22L21 244H19V245L17 244V243L19 242ZM7 242H8V241H7ZM7 242H1V241H0V245H1L2 243H4L5 246L10 247L12 244L10 243V241H9L8 243H7ZM20 242H21V241H20ZM9 243H10V246L7 245V244H9ZM106 243H107V241H106ZM11 247H12V246H11ZM13 247H14V246H13ZM16 248H17V249H16ZM18 249H19V250H18ZM15 251H16V252H15ZM13 253H14V254H13ZM18 254H19V255H18ZM15 259H17V258H15ZM15 259H12V258H11V262L13 263ZM16 261H17V260H16ZM86 262H87V263H86ZM12 263H10V264H12ZM48 263H49V262H47V264H48ZM65 263H66V264H69V262H67V261H65ZM15 264H16V262H15ZM17 264H19V261H17ZM63 264H64V263H63ZM83 264H90V263L88 262V260H85V261L83 262Z\"/></svg>","mask_w":264,"mask_h":264}]
</instances>
